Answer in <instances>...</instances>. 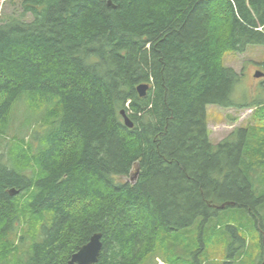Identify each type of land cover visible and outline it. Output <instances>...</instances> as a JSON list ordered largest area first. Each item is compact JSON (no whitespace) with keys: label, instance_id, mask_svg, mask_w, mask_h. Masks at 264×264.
<instances>
[{"label":"trees","instance_id":"1","mask_svg":"<svg viewBox=\"0 0 264 264\" xmlns=\"http://www.w3.org/2000/svg\"><path fill=\"white\" fill-rule=\"evenodd\" d=\"M110 1L19 0L0 23V264H67L95 232L97 264H140L160 229L221 204L248 212L264 258V124L212 143L206 112L254 105L222 59L264 45V0ZM21 97L41 110L23 135Z\"/></svg>","mask_w":264,"mask_h":264},{"label":"rangeland","instance_id":"2","mask_svg":"<svg viewBox=\"0 0 264 264\" xmlns=\"http://www.w3.org/2000/svg\"><path fill=\"white\" fill-rule=\"evenodd\" d=\"M20 11L19 0H0V23L17 18ZM30 18L28 15L25 19ZM222 62L239 73V80L234 85L231 99L236 103H253L254 105L231 108L208 105L207 122L212 143H217L226 137L234 128L264 124L257 120L253 112L256 109V103H264V76H254L256 70L264 72V45L249 44L242 52H227ZM33 110V108H28L24 98L17 100L13 107L15 121L13 132L18 131L19 127L18 134L23 135L26 122L31 128L33 125L35 130L40 129L38 114L41 110L32 112ZM2 149L3 146L0 145V150ZM216 210L217 213L206 221L201 229L200 223L196 221V263L224 264L229 256L233 260L228 259V262L231 261L228 264H261L264 262L263 254L258 246L259 234L248 212L237 207ZM230 225L235 228L236 234L244 238L243 244L237 238L234 241L236 235L228 227ZM192 237L193 231L188 229L180 232L160 229L155 241L157 251L156 249L151 251L140 264H163L162 260L167 262L165 264H186L185 261L176 260V255L182 253L184 247L195 246ZM28 244L25 242L23 247H27ZM239 244L241 246L237 247ZM160 250H165V257ZM172 261L174 262L171 263Z\"/></svg>","mask_w":264,"mask_h":264},{"label":"water","instance_id":"3","mask_svg":"<svg viewBox=\"0 0 264 264\" xmlns=\"http://www.w3.org/2000/svg\"><path fill=\"white\" fill-rule=\"evenodd\" d=\"M107 4H111L110 0H107ZM254 76L260 77L264 76L262 71H255ZM148 84L141 83L136 86V90L140 96H144L147 92ZM120 114L123 118V122L127 127H132L133 123L128 117L127 113L122 109ZM136 176V173L131 176V180ZM11 195L17 193V190L11 188L8 190ZM225 204H221L217 206L218 208H223ZM101 233L95 232L93 233L88 241L80 246V248L70 255V258L67 261V264H97L98 255L102 246L101 242ZM262 242H263V250H264V234L262 235Z\"/></svg>","mask_w":264,"mask_h":264},{"label":"flooded vegetation","instance_id":"4","mask_svg":"<svg viewBox=\"0 0 264 264\" xmlns=\"http://www.w3.org/2000/svg\"><path fill=\"white\" fill-rule=\"evenodd\" d=\"M263 72V71H262ZM188 230H191V231H193V237H192V240H193V243L195 244V246L194 247H191L190 248V246H187V247H184L183 249H182V253H177V255H176V260H182V261H184V259H179L178 258V256L180 255V257L181 256H183L182 254H184V252H186L187 251V255H188V257H187V259L189 260V261H193L194 263H195V261H196V227L195 226H190L189 228H188ZM178 232V231H177ZM164 252H165V250H164ZM166 254V253H165ZM173 254H176L175 252H173ZM163 256H164V254H163ZM165 257V256H164ZM156 259H158V257L156 256ZM162 260V259H161ZM162 263L163 264H165V263H167V262H164V260H162ZM263 264H264V262H262Z\"/></svg>","mask_w":264,"mask_h":264},{"label":"bare ground","instance_id":"5","mask_svg":"<svg viewBox=\"0 0 264 264\" xmlns=\"http://www.w3.org/2000/svg\"><path fill=\"white\" fill-rule=\"evenodd\" d=\"M22 33H23V32H22ZM22 33H21V34H22ZM26 33H27V32H26ZM263 229H264V227H263Z\"/></svg>","mask_w":264,"mask_h":264}]
</instances>
